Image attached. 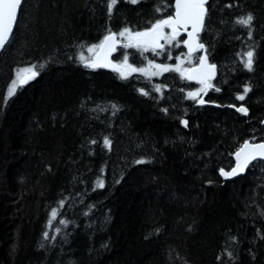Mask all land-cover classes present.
Returning a JSON list of instances; mask_svg holds the SVG:
<instances>
[{"label": "trees", "instance_id": "1", "mask_svg": "<svg viewBox=\"0 0 264 264\" xmlns=\"http://www.w3.org/2000/svg\"><path fill=\"white\" fill-rule=\"evenodd\" d=\"M109 3L24 0L0 55V264H264V161L231 182L220 174L246 141L264 142V0H208L205 49L187 67L206 50L218 71L195 100L201 85L177 72L83 66L109 30L144 31L174 11V0ZM249 14L251 29L237 23ZM124 53L138 67L188 54L120 47L114 61ZM31 65L40 75L8 98Z\"/></svg>", "mask_w": 264, "mask_h": 264}, {"label": "snow or ice", "instance_id": "2", "mask_svg": "<svg viewBox=\"0 0 264 264\" xmlns=\"http://www.w3.org/2000/svg\"><path fill=\"white\" fill-rule=\"evenodd\" d=\"M24 0H0V51L4 50L9 43L13 34L14 28L17 24L18 14L21 9ZM129 3L135 5L140 0H128ZM117 4V0H110L108 5L111 10ZM208 0H174V11L166 18L156 20L150 28L144 31L133 32L129 28H124L119 33L108 31V34L103 37V40L98 44H93L87 47V52L91 53L90 57H86L83 52L79 54V60L84 67L90 69L96 68H112L113 71L118 72L120 78L128 79L132 73H141L147 77L161 75L165 72H177L180 76L187 80H195L201 85V88L196 92H189L188 96L191 99H197L200 93L207 94L208 89L213 88L212 80L216 74V65L209 64L207 60L206 50L205 54L196 58V63L190 68H183V60L175 66L167 64L154 63L148 61L147 68L134 67L129 63L128 54L124 53L123 60L119 63H113L110 59L111 55L117 51L118 47L124 49H136L141 52L151 51L153 55H160L165 49V44L171 45L174 41L176 46L179 47L180 43H183L184 47L188 49L189 62H192L193 53L204 50L205 46L199 41V33L204 28V21L207 16L208 9L206 5ZM231 5H229L230 7ZM159 12L160 9H157ZM253 21L252 15H248L245 18H241L237 21L238 24L251 29ZM170 30V31H166ZM190 29V30H189ZM186 34L187 39L179 41L178 38ZM249 38H251V31H249ZM164 41L165 43H161ZM83 47V46H82ZM160 50V51H158ZM246 59L242 60L245 68L251 71L253 68L254 52L252 50L247 51L245 54ZM168 58L171 59V52H169ZM44 65H40L43 68ZM155 69L156 71H152ZM40 75V71L36 65L21 68L16 71L15 78L12 80L10 87L8 88V98L16 95L18 89H22L30 81L35 80ZM160 91V87L155 89ZM215 91H220L216 88ZM250 91L248 87L244 88V95H239L237 99L243 100L245 95ZM143 95H148L147 92L141 90ZM200 104H204L203 99H199ZM115 109L116 106L113 105ZM164 111H167L164 109ZM237 111L247 114V109L244 107L237 108ZM182 123L187 127L188 121L184 120ZM95 143V141H93ZM104 145L111 148V142L105 138ZM235 166L230 171L220 170V174L225 178H231L243 173L253 161H264V142L254 143L252 141H246L242 147L235 153ZM136 163L143 164L146 161L139 160ZM97 187L103 188L104 184L102 180L97 181ZM63 206V201L61 202ZM53 218L57 216V212H52ZM65 223V221H61ZM59 231V229H57ZM45 238H48L46 232Z\"/></svg>", "mask_w": 264, "mask_h": 264}, {"label": "water", "instance_id": "3", "mask_svg": "<svg viewBox=\"0 0 264 264\" xmlns=\"http://www.w3.org/2000/svg\"><path fill=\"white\" fill-rule=\"evenodd\" d=\"M206 7H207V5H206ZM18 16H19V14H18ZM206 19V18H205ZM17 21H18V19H17ZM204 24H205V21H204ZM15 28H16V26H15ZM15 28H14V31H15ZM204 29V28H203ZM190 30V29H189ZM14 31H13V33H14ZM203 33V30L199 33V41H200V35ZM12 36H13V34H12ZM12 36H11V38H12ZM182 36L184 37V40L185 39H187V36H186V34H182ZM11 38H10V40H11ZM161 43H162V41H161ZM183 47H184V45H183ZM119 48L120 47H118L117 48V51H115L112 55H111V57H110V59L112 60V62L113 63H116L115 61H114V57H115V55L118 53V50H119ZM184 49L186 50V52L188 53V49L186 48V47H184ZM3 51V50H2ZM2 51H0V55H1V53H2ZM196 53V52H195ZM195 53H193V55L195 54ZM205 54V52H203L201 55H204ZM207 55V54H206ZM207 60H208V57H207ZM208 63H209V61H208ZM209 64H211V63H209ZM103 69H107V70H110V71H113L112 70V68H110V67H107V68H103ZM217 66H216V74H215V77H214V79L217 77ZM115 72V71H114ZM213 79V80H214ZM212 80V81H213ZM191 83H194V84H198L195 80H189ZM256 143H260V142H256ZM257 161H260V160H257ZM256 161H253L249 166H248V168L243 172V173H241L240 175H237V176H234V177H231V178H225V177H223L224 179H226L227 181H234V180H236V179H238V178H240V177H243V176H245L246 175V173H247V170L249 169V167L253 164V163H255ZM235 163H236V160H235ZM235 166V165H234Z\"/></svg>", "mask_w": 264, "mask_h": 264}, {"label": "rangeland", "instance_id": "4", "mask_svg": "<svg viewBox=\"0 0 264 264\" xmlns=\"http://www.w3.org/2000/svg\"><path fill=\"white\" fill-rule=\"evenodd\" d=\"M166 31H170V30H167L166 29ZM182 36V35H181ZM180 36V37H181ZM180 37L178 38V40H180ZM184 41V40H183ZM175 42V41H174ZM174 42L171 44V45H168V44H165V47H167V46H172L173 44H174ZM162 43H165L164 41H162ZM182 45H183V43H182ZM187 54V53H186ZM178 57L180 58V60H183L184 61V63H183V65H182V67L183 68H188L187 67V63L189 62V57H188V54L187 55H185V54H183V55H178ZM180 60H176L173 64H169V63H167V65H170V66H175V65H177L179 62H180ZM121 62V61H120ZM117 63H119V62H117ZM130 63V62H129ZM154 63H158V62H154ZM131 64V63H130ZM159 64H162V63H159ZM134 67H138V66H135L134 64H132ZM147 66H148V62L143 66V67H145V68H147ZM139 68V67H138ZM152 71H156L155 69H152ZM133 74H140V75H142L141 73H139V72H137V73H132L131 75H133ZM163 74V73H162ZM161 74V75H162ZM130 75V76H131ZM161 75H156V76H151V77H157V76H161ZM129 76V77H130ZM145 76V75H144ZM201 87V86H200Z\"/></svg>", "mask_w": 264, "mask_h": 264}]
</instances>
